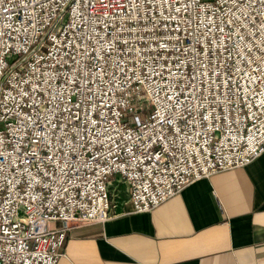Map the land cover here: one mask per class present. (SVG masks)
I'll use <instances>...</instances> for the list:
<instances>
[{"label":"built area","instance_id":"built-area-1","mask_svg":"<svg viewBox=\"0 0 264 264\" xmlns=\"http://www.w3.org/2000/svg\"><path fill=\"white\" fill-rule=\"evenodd\" d=\"M262 153L264 0H0V264Z\"/></svg>","mask_w":264,"mask_h":264},{"label":"crops","instance_id":"crops-1","mask_svg":"<svg viewBox=\"0 0 264 264\" xmlns=\"http://www.w3.org/2000/svg\"><path fill=\"white\" fill-rule=\"evenodd\" d=\"M118 188L117 215L71 228L56 264H264V153L148 212Z\"/></svg>","mask_w":264,"mask_h":264},{"label":"rangeland","instance_id":"rangeland-1","mask_svg":"<svg viewBox=\"0 0 264 264\" xmlns=\"http://www.w3.org/2000/svg\"><path fill=\"white\" fill-rule=\"evenodd\" d=\"M113 178H114V177H113ZM113 178H112V179H113Z\"/></svg>","mask_w":264,"mask_h":264}]
</instances>
